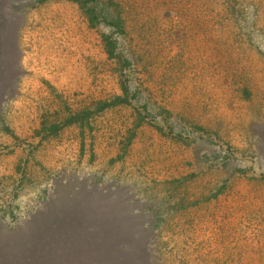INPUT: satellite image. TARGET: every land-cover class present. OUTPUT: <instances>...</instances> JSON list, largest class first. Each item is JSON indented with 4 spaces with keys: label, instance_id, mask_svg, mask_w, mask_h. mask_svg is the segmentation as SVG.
Segmentation results:
<instances>
[{
    "label": "rangeland",
    "instance_id": "rangeland-1",
    "mask_svg": "<svg viewBox=\"0 0 264 264\" xmlns=\"http://www.w3.org/2000/svg\"><path fill=\"white\" fill-rule=\"evenodd\" d=\"M0 24V264H264V0H0Z\"/></svg>",
    "mask_w": 264,
    "mask_h": 264
},
{
    "label": "trees",
    "instance_id": "trees-1",
    "mask_svg": "<svg viewBox=\"0 0 264 264\" xmlns=\"http://www.w3.org/2000/svg\"><path fill=\"white\" fill-rule=\"evenodd\" d=\"M87 15L89 17V20L91 22L92 26H95V22H93L95 20V16L94 13H92V11L87 12ZM111 23V24H110ZM108 24L113 25V24H119L120 22H110ZM2 27V25L0 24V28ZM76 119V118H74ZM74 119L70 120L69 123H74ZM102 253V252H101ZM129 257L126 261L128 260H132V262L130 263H124V264H148L147 261H149V253L147 252H143V251H134V252H129ZM112 256H116L117 254L115 253H111ZM120 256L124 255L122 252L119 251L118 253ZM119 258V257H118ZM92 263V262H91Z\"/></svg>",
    "mask_w": 264,
    "mask_h": 264
}]
</instances>
